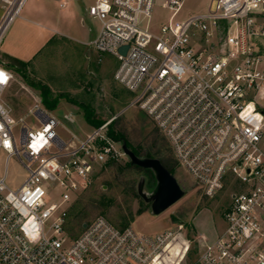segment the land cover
I'll return each mask as SVG.
<instances>
[{"label":"built area","instance_id":"2783aa9c","mask_svg":"<svg viewBox=\"0 0 264 264\" xmlns=\"http://www.w3.org/2000/svg\"><path fill=\"white\" fill-rule=\"evenodd\" d=\"M27 1L0 0V48ZM184 1H163L171 15L157 29L156 0L88 6L98 62L114 57V78L133 95L98 126L40 102L16 113L5 99L14 70L0 53V151L6 172L16 156L28 173L16 188L0 176V264H264V0H212L208 12L177 19ZM130 108L205 199L220 195L209 236L184 223L140 232L102 216L73 232L77 196L98 171L130 160L113 132Z\"/></svg>","mask_w":264,"mask_h":264},{"label":"rangeland","instance_id":"374dc122","mask_svg":"<svg viewBox=\"0 0 264 264\" xmlns=\"http://www.w3.org/2000/svg\"><path fill=\"white\" fill-rule=\"evenodd\" d=\"M67 1L65 7L61 3ZM164 0H156L150 25L157 29L162 22L168 21L171 12L163 7ZM33 0H28L27 6ZM95 0H53L54 12L72 23L78 24L84 17L85 8ZM212 0H185L177 19L206 13L210 9ZM213 2L211 8H214ZM26 8V9H25ZM2 10L0 8V15ZM87 26L98 29L99 23L89 20ZM94 50V49H93ZM91 46L74 38H62L52 43L36 60V68L29 66L25 75L14 71L15 79L7 92L5 99L18 114H22L35 102L43 104L41 90L32 82L47 84L52 90L51 100L58 99V105L51 109L62 117L73 113L87 129L92 125L85 118V109L79 105H86L93 110L94 118L102 121L121 112L132 100V94L114 78L117 61L106 55L102 62H98L97 53ZM116 126L127 132L133 143L144 144L157 149L164 141L155 131L144 113L136 108L127 109L116 121ZM71 128L72 125L69 124ZM164 157L165 164L173 171L185 195L160 215L151 210V204L138 194V185L142 177L146 178V191L151 192L156 182H152L145 171L127 168L125 160L110 164L98 171L89 185L77 196L71 211L72 230L80 232L82 223H89L97 217H105L119 227L132 225L137 231L154 233L162 231L179 223H184L186 231L198 236L213 233L212 217L217 220L221 213L219 196L205 199L194 187L190 175L181 167L175 166L172 155ZM7 153L0 151V176L6 174L5 182L12 188L18 187L26 178L27 171L16 156H11L5 170ZM189 228V229H188ZM171 250V248L169 249Z\"/></svg>","mask_w":264,"mask_h":264},{"label":"crops","instance_id":"0c3cea01","mask_svg":"<svg viewBox=\"0 0 264 264\" xmlns=\"http://www.w3.org/2000/svg\"><path fill=\"white\" fill-rule=\"evenodd\" d=\"M52 2L53 0H33L25 8V15L22 12V16L10 26L5 35L0 48L2 55L16 57L36 68L38 57L52 43L62 38H74L91 46L89 42L96 36L98 29L87 26L89 20H94L88 15V7L85 8L82 21L80 18V22L74 24L72 21L75 18L72 20L68 17L66 20L57 16ZM66 4L67 1H64L60 6L65 7Z\"/></svg>","mask_w":264,"mask_h":264},{"label":"water","instance_id":"95a60500","mask_svg":"<svg viewBox=\"0 0 264 264\" xmlns=\"http://www.w3.org/2000/svg\"><path fill=\"white\" fill-rule=\"evenodd\" d=\"M126 49L127 46H124L120 50L125 53ZM123 148L132 164L150 169L155 175L156 185L150 193L145 190V177L141 178L138 185V194L146 202L151 203V210L154 214H162L185 195V190L180 185L176 176L159 158L153 157L150 153H147L144 157H140L129 148L126 142H123ZM86 225L84 224V227Z\"/></svg>","mask_w":264,"mask_h":264},{"label":"trees","instance_id":"16d2710c","mask_svg":"<svg viewBox=\"0 0 264 264\" xmlns=\"http://www.w3.org/2000/svg\"><path fill=\"white\" fill-rule=\"evenodd\" d=\"M3 57L7 60L8 65L16 72H18L21 75H25L27 72V69L29 68L30 64L29 62H25L23 60H20L16 57L13 56H9V55H3ZM32 85H34L35 87H37L38 89L41 90V99L43 104L49 108V109H55L58 105V99H53L51 100L50 95L52 93L51 88L45 84V83H39V82H32ZM82 108L85 109V118L87 119L88 122H90L92 125L94 126H98L100 124H102L104 121L100 120V119H96L94 118V112L92 110V108L86 106V105H79ZM116 122L114 123V128H113V132L115 134V137L118 139H122L124 142L127 143V145L129 146V148L131 150H133V152L140 156V157H144L146 156L147 153H150L153 157L155 158H159L161 160V162L171 171L173 172L164 162V157H166L168 154H166L165 152L167 151L169 154L170 150L168 149L165 141L164 144L157 148L156 145H152L151 147L149 146H145L144 144H140V143H133L132 140L129 139V137L127 136V132H125L124 130H122L121 128H119L118 126H116ZM157 132V131H156ZM172 159V158H171ZM122 162V161H120ZM124 166L127 168H131V169H136L139 171H145L147 174H149V177L151 178L152 182H156V178L154 173L150 170V169H146V168H142L139 167L137 165H134L131 163L130 160H126L124 162Z\"/></svg>","mask_w":264,"mask_h":264},{"label":"snow or ice","instance_id":"6c2138e0","mask_svg":"<svg viewBox=\"0 0 264 264\" xmlns=\"http://www.w3.org/2000/svg\"><path fill=\"white\" fill-rule=\"evenodd\" d=\"M7 75L3 72H0V82H6Z\"/></svg>","mask_w":264,"mask_h":264},{"label":"flooded vegetation","instance_id":"af4514ba","mask_svg":"<svg viewBox=\"0 0 264 264\" xmlns=\"http://www.w3.org/2000/svg\"><path fill=\"white\" fill-rule=\"evenodd\" d=\"M173 173V172H172ZM145 180H146V178H145ZM145 188H146V182H145ZM146 190V189H145ZM148 193H150V192H148ZM151 204V203H150Z\"/></svg>","mask_w":264,"mask_h":264}]
</instances>
